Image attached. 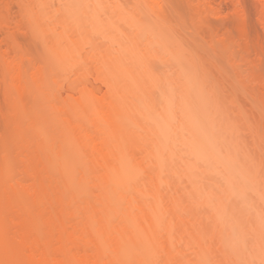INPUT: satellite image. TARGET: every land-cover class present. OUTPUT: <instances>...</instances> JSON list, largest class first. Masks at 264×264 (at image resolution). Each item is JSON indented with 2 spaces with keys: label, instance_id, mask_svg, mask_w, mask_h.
I'll use <instances>...</instances> for the list:
<instances>
[{
  "label": "bare ground",
  "instance_id": "obj_1",
  "mask_svg": "<svg viewBox=\"0 0 264 264\" xmlns=\"http://www.w3.org/2000/svg\"><path fill=\"white\" fill-rule=\"evenodd\" d=\"M124 1L76 0L66 4L67 15L73 19H65L70 23L61 22L66 16L60 20L64 31L53 27L47 35L49 29L37 26L34 31L43 40L48 59L44 68L35 65L30 74L23 70L25 60L8 58L7 50L0 54L5 87L12 92L11 96L6 93L5 115L6 110L12 115L21 110L22 123L26 119L27 125L21 126L34 137L33 143L27 138L23 142L19 114H15L19 120L11 123L4 115L7 127L22 133L21 137L17 133L18 141L13 140L15 136L11 140L25 150L19 156L28 152L22 159L26 163H19L27 166H22L23 176L29 180L22 184L8 176L13 171L4 144H12L4 133L9 140L0 144L4 186L0 203L6 210L15 206L19 212L13 210L14 220L9 215L13 231L1 222L5 218L0 219V264H264V163L250 158L251 154L243 156L245 149L241 153L235 139L228 140L235 127L219 120L218 104L208 98L211 94L205 89L195 48L192 54L191 45L182 41L183 45L176 34L147 31L141 20L147 17L137 9L142 0L134 1L137 8ZM148 5L154 19L165 18L162 4ZM117 22L127 32L119 30ZM65 23L79 32L65 31ZM98 35L107 40H103L104 50L105 43L99 45L102 51L95 49ZM89 46L92 49L84 48ZM155 63L162 69L154 70ZM56 69L62 74L72 72L75 78L68 80L66 73H60L62 79L59 75L54 80L50 74ZM50 76L51 82L46 81ZM89 76L92 84L96 81L94 88ZM63 79L69 83L66 92L72 91L65 100L61 97L68 112L62 101L57 103L60 95L53 92L57 84L55 90L60 92L64 81H57ZM45 81L56 84L50 89L46 83L45 88ZM28 91L42 102L39 116L30 114L29 102L24 103ZM42 98L50 103V113ZM52 111L61 125V142L59 137L54 139L57 131L51 132L53 140L48 136L50 142L43 140L50 128L44 124L55 120ZM43 117L45 123L40 124ZM86 125L94 129L93 136ZM40 130L42 136L35 141ZM50 175L55 177L53 184L46 182Z\"/></svg>",
  "mask_w": 264,
  "mask_h": 264
},
{
  "label": "rangeland",
  "instance_id": "obj_2",
  "mask_svg": "<svg viewBox=\"0 0 264 264\" xmlns=\"http://www.w3.org/2000/svg\"><path fill=\"white\" fill-rule=\"evenodd\" d=\"M63 1H66L65 5H63V3H64ZM67 1H69V0H62V1L61 0H0V46L2 44H4L1 46V49L5 50V51L3 50L2 52H0V54H2L4 52L2 55H5L7 53V51H9V53L10 52L11 53L10 54L7 53L8 58H10L9 55L10 56L12 55V58H13V56H15L13 59H17V57H18L17 60H19V61L25 60V62L23 63V64H25V65H23V70L24 71L29 70V73L27 72L28 74H30V70H32V69L34 70L33 67H35V65L36 66L41 65L42 66L41 68H44V65L46 64L47 56H45V55H47V50L43 46L44 45L43 40L41 42V38L38 39L40 36H38L39 35L38 33L36 34V31H34V29L37 30L39 28L41 29L42 27H43L41 29L42 31L44 30V28L49 29L50 32L45 33L47 35H49L51 33V28H53V27L54 28L56 27L55 31H57V30L59 31L61 29V26L64 24V23L62 24L61 22H64L65 19L68 20V18H70L69 20L73 19V18H71V16H68L69 13L67 15V12L69 11V8H67V6H70L76 0H73L72 3H71V0H70V2H67ZM125 1L129 2V5L131 4L130 8L131 7L137 8L135 6V3H134L135 0H132V1L131 0H129V1L125 0ZM142 1H139L140 3L138 2L139 4L142 3L141 5H139L137 3L136 4L138 7L140 6L137 9H139L140 11L143 10L142 12H143L144 16L147 17V19H141L142 23H143V25L147 31L152 32V33H156V34L162 33V35H164V34L166 35L168 33L170 36L173 34L174 35L176 34L175 37L177 38V36H178L177 39H179L180 42L186 41L187 47H188V45L189 46L191 45V47H188V48L191 49L190 52L192 54H194V52L196 53L194 56L200 55L199 56L200 58L198 57L199 59H197L196 57L195 58L197 60H199L198 63H200V66L202 68V70H200V73H201L202 77L204 75L205 80L204 79L203 80H204V82H206L205 89L206 90L208 89L207 90L208 92L210 91L209 95L211 94L210 96H208V98L213 99L218 104V110H219L218 111L219 112L218 118H219V120L221 122H226L225 124L231 123L232 128H233V126L235 127V128H233L231 135H229L228 140H230L231 138L233 140L235 139L234 141L236 144H239V146L238 145L237 146L239 149H241V153L243 152L244 149L246 151V152L245 151L243 152V154H242L243 156L246 155V153H247L246 156H248V157L253 155L250 158H252L254 160H258L263 164L264 163V157H263L264 156V148H263L264 147V3H263L264 0H236V1L232 0L233 4H232L231 0H165V1L161 0L160 3H159V0L158 1L152 0V2L155 1L156 4L157 3L160 5L162 4L161 5V9L163 10L162 14L165 13L164 17L166 18V16H167L168 19L167 18L166 19L165 18L164 19H154L155 17H153V13H151V10L149 9V7H147V5L148 4L154 5L155 3H152L151 0H148V1L142 0ZM164 2L166 3V5L164 4ZM192 2H194V3L191 4ZM60 3H61V5H60ZM66 4H67V6H66ZM132 4H134V6ZM163 4H164V6H163ZM194 4H196V5H194ZM160 5H158V6H160ZM195 6H197V7H195ZM234 6L237 7V8H235V10L233 9ZM193 7H195V8H193ZM66 8H67V10H66ZM148 10H150V11H148ZM260 12H262V13L260 14ZM160 13H161V11H160ZM72 17H74V16H72ZM260 17H261V19H260ZM63 18H64V20H62L60 22V20ZM76 19L77 18H74V22L77 21ZM80 20H78V21H80ZM108 20L109 19H103V22L106 23ZM68 21H65V22L67 23ZM74 22H73V25H75ZM109 22H110V20H109ZM111 22H113V21H111ZM111 22L109 24H112ZM29 23L30 24L32 23L33 25L30 26ZM68 23H70V22H68ZM3 25H5V26H3ZM37 26H39V27H37ZM66 26L68 27V30L66 29L65 31L70 32V30H71V28L69 27L70 25L68 26V24H66ZM86 26H87V24H86ZM100 26H101V24H100ZM105 26H107V24H105ZM115 26H116V24H115ZM117 26H118L119 30L127 32V29H126L127 27L125 26L126 28H124V24L122 25L121 23H118ZM36 27H37V29H36ZM63 27H65V26H63ZM108 27H109V25H108ZM90 28L91 27H89V29ZM102 28H106V27H102ZM72 30H75V27L72 28ZM72 30H71L72 33L79 32V31H77V30H79V28H77L74 32ZM80 30H82V28ZM114 30H113V32H114ZM38 31H40V30H38ZM61 31H64V30H60L59 32H61ZM6 32L8 33V35ZM30 32H31V34H30ZM44 32H42V33H44ZM106 32H107V30H106ZM110 32H107V34L108 33L110 34ZM1 34H3V35H1ZM45 34H42V35H44V39H47V38H45ZM110 35H112V34H110ZM115 35H116V33H115ZM6 37H8V38H6ZM93 37H97V36L94 35ZM98 37H100V38H97V39H100V42H98L99 40L97 41L99 44H98V46H97V44L95 45L96 46L95 49H99L100 48L99 45H101V42L105 39L99 35H98ZM183 37H184V40H183ZM180 39H182V40H180ZM96 40L94 41V43L96 42ZM106 42H107V40H106ZM183 42H182V44L186 45ZM101 46H102L101 49L104 50V48L107 46V44L105 43ZM84 48L85 49H88V48L92 49L90 46L84 47ZM192 48L193 49L195 48L194 49L195 51ZM85 49H84V52L90 53V51L91 52L93 51V50H87L86 51ZM102 50H100V51H102ZM20 55H23V57H25V59L23 57H21V59H19ZM26 60H27V62H26ZM43 60L45 63L43 62ZM47 62L50 64L51 61L47 60ZM51 64H53V63H51ZM2 65L3 64L0 63V81L2 82V83L0 82V86H1L0 87V90H1V92H0V101H1L0 102V137L3 139L0 138L2 140V141H0L1 142L0 144H1V146H4V145L8 146V149H9L8 151L10 152V155H11L10 156L9 153H6L7 157L10 156L9 162H10V166H12V168L10 167V171H13L12 174L9 172V174H11V175H8V176H11V178H10L11 181L14 179L16 181V179H17L18 182L21 180V183H22L24 180V182L26 183L28 178H26L27 177L26 175L23 176L24 175L23 173H25L27 166L23 163L21 165L20 161L24 160L23 158H25L24 156L27 155L28 152L26 151L27 153H25V155L23 157L19 156L20 154L23 155L22 153L25 150L22 151V149L16 147L19 144L17 143V145H15V142L13 140H15V138H16L15 141H18L17 139H18L19 135L21 137V134L23 133L22 134L23 137H21L22 139L21 138L20 139L24 142V139L27 138L26 139L27 141H29V142L32 141V143H33L34 140H30V139H33L34 137L33 136L30 137V134H28L30 130L28 131L27 129H24V128H26L27 125H25L26 119H24L25 121H24V123H22L23 119L21 117L22 113L20 114L21 110H18L17 111L18 113H14L13 115L11 114L13 112H9L10 110H6L7 114L5 115V113H6L5 108L6 109L8 108L7 107L8 105L6 106L7 103L5 104V102H6L5 98H8L7 97L8 93L11 96L12 92H11V90H9L8 88L5 87L7 85H5V79H4V76H5L4 72L5 71H4V68L2 67ZM53 65H51V66H53ZM47 66H49V65H47ZM53 67L56 68L55 65ZM53 67H52V69H53ZM88 67H90V65ZM41 68H39V70L43 71V69H41ZM45 68H46V66H45ZM49 68H50V66H49ZM49 68H48V70H49ZM161 69H162L161 65H159L158 63H155L154 70L159 71ZM51 70H49V71H51ZM49 71H47V72H49ZM52 72H54V71H52ZM27 73H25V74H27ZM42 73L44 74L45 71ZM54 73L58 74L59 72L57 70ZM54 73L53 74L51 73L50 75H52V76L54 75V77H55L54 80H57L56 77L61 75L63 72L62 73L60 72L61 74L59 73L58 75H55ZM71 73L72 72H70V75H69V73L65 74V77L68 80L71 76ZM64 74H62V75H64ZM62 75L59 76L60 79H62L61 78ZM72 75H73V73H72ZM29 76L27 75V77H29ZM52 76H50V79H48V80L46 79V81L50 80L49 82H51ZM73 76H75V75H73ZM59 77H58V79H59ZM73 78H75V77L71 76L70 80H72ZM89 78H91V76H89L88 79ZM89 80H91L90 81L91 83L89 82ZM89 80H88V82L90 83L91 87L94 88L93 85H96V81L92 84V80L94 81L93 77ZM207 80H208V82H207ZM46 81H45L44 87L48 88L49 85H51L50 87H52V84L54 81L52 82V84L47 83ZM62 81H64V79L59 80L57 82L62 83ZM46 83L49 85H46ZM67 84H69V83H67ZM67 84L64 81L62 83L63 88H60V86H59V89H60L59 91L61 93L57 91L58 90V88H57L58 84L53 86L54 87L53 92L56 91L54 94L60 95L59 97L56 96L59 100L57 103H59V104H60V101H62L61 97H63V99H64V97L67 94H70V93L72 94V91H70V90H69L70 92H68V91L66 92V90H65L66 86L65 85H67ZM98 85L99 84H97V86ZM97 86H95L96 89L99 88ZM99 86L102 87L101 85H99ZM44 87L42 88L43 91L46 90V89H44ZM53 87L50 89H53ZM102 88H100V90ZM50 89H47V90H49L51 93L52 91ZM55 89H57V90H55ZM30 91H33V89H30ZM49 91H48V94H49ZM41 92L42 91H40V93ZM44 93L45 92H42V94H44ZM24 94H26V93H24ZM34 94H35V92H34ZM42 94H41V97L43 96V98H45L46 96L42 95ZM51 94H53V93H51ZM71 94H70V96H71ZM27 95L28 96L30 95L29 91L26 95H23V96H26V99L23 98V100H24V103L26 102V100L29 102V104L26 103L27 106L30 105V107H31V112H29V113L30 114L33 113L36 115L39 114L38 112L42 109L41 108V106H42L41 100L34 99L31 95L29 98H27L28 97ZM38 95H40V94H38ZM215 95H217V97ZM51 96H53V95H51ZM41 97H39V98H41ZM49 101H47V102H49ZM43 102H44L43 106L45 104L47 105V103H45L46 100L44 101V99H43ZM62 102H61V104L63 105V103H64V105L66 107L67 105L65 104V102H63V103ZM3 103L5 106L3 105ZM49 104L47 105L48 108L45 105L46 109H48V113H50L49 111L52 110V107L49 109V106H50ZM56 105L57 104H56V100H55V106ZM57 107H59V106H57ZM68 108L69 107L67 106V108H66L67 112L69 111ZM29 111H30V109H29ZM40 112H42V110ZM52 113H53V111L51 112V115H52ZM54 113H55V111H54ZM54 113H53L52 118L55 115ZM15 114H19V116L15 115ZM2 115H3V117H2ZM4 115H5V117L8 115L7 116L8 122L14 121V120L16 121L17 120L16 116H17L20 119V120L18 119L19 121L17 120L20 124L19 126H21V124H23L25 126L24 128L22 127L23 125L20 127V129H21L20 131H22V133L21 132H19L20 134L18 133L19 129L17 131V130H15V128H13V130H12V128H8L7 126H9L10 124L8 125L6 123V120L4 119ZM10 115L12 118L10 117ZM37 116H39V115H37ZM42 116H44V115L41 114L40 117H42ZM45 118L44 117L40 118V119H42L41 120L42 123H40L41 121L38 119L39 123L40 124L45 123L44 122ZM53 119H55V117ZM4 120H5V122H4ZM56 120L57 119L53 120V122L50 121V123L48 122V125L44 124V126H47V128L48 127H50V128H48V130L45 131V136L43 137V140L46 141L49 139L48 141L50 142V138L52 139V136H53L52 134H54V132L51 133L52 131H57V133L55 135L56 138H54V139H56L58 141V139L61 137L59 135L62 132V130L60 128L61 125H60L59 121H56ZM52 124H54V125H52ZM44 126L41 127V130L44 128ZM52 126H55L57 129L55 130V128ZM22 128H23V130H22ZM86 129L93 136L94 129L90 125H86ZM10 130H12L11 132L14 131L13 132L14 134L18 133L19 135L18 134H17V136L13 135L10 132ZM41 130H40L39 134H36L37 139H35V141L40 140V136H42ZM44 130H45V128L42 131L44 132ZM24 132L26 135L24 134ZM4 133H5V135L7 133L9 134V135L8 134L7 135H8V137L10 136V140L8 137L6 138L7 135L5 137H3ZM30 133L32 134V132H30ZM28 135H29V137H28ZM61 135H63V133ZM48 136H51V137L48 138ZM12 137H14L13 140H11ZM95 137H96V134H95ZM4 138H6V139H4ZM4 140H6V141H4ZM7 140H9L11 142L12 146L8 145ZM62 140H63V138H60V142ZM3 142L4 143L7 142V144L3 145ZM10 142H9V144H10ZM55 142H56L55 140L52 141V143H55ZM243 147H245V148H243ZM252 147H254V148H252ZM16 148H18V150ZM19 149L21 152H19ZM2 150L6 151L4 147ZM4 151H2V152H4ZM0 152H1V149H0ZM4 153H3V156H4ZM16 153H18V154H16ZM248 153H249V155H248ZM257 154H258V157L260 159H258V157L256 159L255 156ZM23 162L26 163L25 161H23ZM22 166L25 167L26 169H24ZM22 168L24 169L23 171H22ZM50 176H49V178L46 179L47 180L46 182L53 184L55 177L53 175H50ZM22 177H23V179H21ZM2 178L3 177H0V179L2 180V182L0 181V187H1V185H3V179ZM8 179H9V177H8ZM25 183H22V184H25ZM0 189L4 190V186L1 187ZM3 190L0 193V195H2V196L4 194ZM87 194L89 195V192ZM84 198H87V197L84 196ZM0 207L2 209V210L0 209V211H2L1 215H3V213H6V214L8 213V215L4 214L6 217L4 215L1 217V215H0V219L2 220L5 218L6 223H4L5 221H3V220L2 221L0 220V221L3 223L4 226L6 224V226H7V227H5L6 230L8 229V231H13L12 229L14 226L12 227L11 226L12 223H10V222L8 223V221L10 220V218L11 219L13 218L12 220H14V218H15V215L13 214V210H14L15 206H14V208L12 206H11L12 208L10 207L12 210L9 208H7V210H6V208L2 204L0 205ZM5 210L7 212H5ZM16 210H14L15 214H17L19 212V210H18L16 213L15 212ZM8 211L12 212V214L9 213ZM9 215H10V218H9ZM12 215H14V216L12 217ZM77 217H76V220H79V218L77 219ZM8 225H9V228H8ZM10 228H12V229L10 230ZM39 232L41 234L40 230H39Z\"/></svg>",
  "mask_w": 264,
  "mask_h": 264
}]
</instances>
